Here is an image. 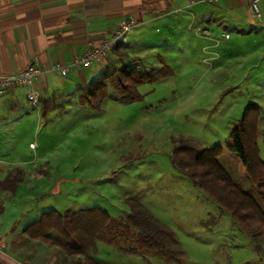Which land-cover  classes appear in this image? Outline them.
Instances as JSON below:
<instances>
[{"label": "rangeland", "instance_id": "374dc122", "mask_svg": "<svg viewBox=\"0 0 264 264\" xmlns=\"http://www.w3.org/2000/svg\"><path fill=\"white\" fill-rule=\"evenodd\" d=\"M244 22L245 33L217 25V39L210 41L187 26L132 28L128 38L139 43L129 54L141 60L142 69L165 73L142 83L137 101L107 97L97 109L70 93L57 98L49 113L15 109L9 125L17 129L8 125L2 131L0 156L23 161L25 178L14 200L30 209L23 220L52 208L97 206L112 216L111 229L93 251L104 262L264 264V238L253 240L239 229L175 161L182 137L200 147L231 143L249 103L260 105L257 144L264 160V33ZM109 92L117 94L113 86ZM185 158L192 161L193 153ZM219 162L264 209L236 155L226 152ZM14 202L7 201L4 222L10 221ZM147 214L167 231L138 226L136 219Z\"/></svg>", "mask_w": 264, "mask_h": 264}, {"label": "crops", "instance_id": "0c3cea01", "mask_svg": "<svg viewBox=\"0 0 264 264\" xmlns=\"http://www.w3.org/2000/svg\"><path fill=\"white\" fill-rule=\"evenodd\" d=\"M250 1L0 0V76L18 73L34 64L41 71L35 87L42 91L37 104L28 100V88L25 87L12 89L0 99V146L3 143L2 131L15 120L11 115L15 109L22 108L26 114L33 108L41 112L46 100L68 97L70 93L79 95L80 90L94 81L106 66L121 65L129 58L133 59L129 52L137 49L139 40L135 38L130 41L127 35L126 42L115 47L103 63L85 68L71 65L74 56L81 55L88 47L109 37L120 21L133 20V28L157 25L196 28L195 32L209 41L217 39L214 31L217 25L234 27L245 33V20L264 33V0L260 1L263 12L261 20L252 18ZM260 42L257 43L258 47L261 46ZM213 45L217 43L204 47ZM136 62L142 64L139 58ZM58 63L70 65L67 75L53 68ZM9 127L17 129L15 123ZM21 162L0 156V181L8 176L10 170L21 168ZM19 192V187L12 193L0 186V200L4 205L3 211H0V264H73V257L68 256L61 247L30 238L23 232L25 226L43 212L32 214L24 221L23 216L30 209L15 204ZM12 200V217L9 222H4L3 218L9 214L7 201ZM49 235L54 237L56 234L52 232ZM92 256L104 264H114L102 261L95 252Z\"/></svg>", "mask_w": 264, "mask_h": 264}, {"label": "trees", "instance_id": "16d2710c", "mask_svg": "<svg viewBox=\"0 0 264 264\" xmlns=\"http://www.w3.org/2000/svg\"><path fill=\"white\" fill-rule=\"evenodd\" d=\"M164 74L154 75L153 71L142 69L136 60L123 62L121 65H108L94 81L80 90L79 99L81 103L97 109L101 108L107 97L121 102H134L142 97L138 90L142 83L155 80L157 76ZM110 86L115 88L117 94H110ZM56 106V99L46 100L43 102L42 111L49 113ZM259 118L260 105L249 103L242 118L233 127L231 143L200 147L192 139L182 137L177 141L178 156L175 158L193 185L230 214L238 228L247 232L253 240L257 237L264 238V209L256 198L233 180L220 164L219 158L226 152H233L244 173L260 191L264 200V160L257 144ZM191 152L193 160L186 161L185 154ZM24 178V169L16 167L0 181V186L14 193ZM3 209L4 205L0 200V211ZM146 216L145 220L136 219L138 226L160 224L152 214ZM111 222L112 216L108 211L97 206L65 211L52 209L43 212L26 225L23 232L30 238L61 247L68 256L73 257V264H103L97 261L92 253L96 248V240L111 229ZM158 227L159 229L156 228L153 232L161 233L167 228L163 225ZM52 232L56 234L54 237L49 235ZM256 248L259 249L260 246L256 245Z\"/></svg>", "mask_w": 264, "mask_h": 264}, {"label": "built area", "instance_id": "2783aa9c", "mask_svg": "<svg viewBox=\"0 0 264 264\" xmlns=\"http://www.w3.org/2000/svg\"><path fill=\"white\" fill-rule=\"evenodd\" d=\"M217 3L219 0H207ZM261 0H251L249 4L250 14L253 19L261 20L263 12L260 6ZM135 26L133 20H122L119 25L112 31L111 35L104 38L99 44L88 47L81 55L74 56L71 65L77 68L91 67L94 64L103 63L109 53L119 44L126 42L127 35ZM229 38V34L224 35ZM53 68L62 75H67L70 65L55 64ZM41 74L40 68L34 64L28 65L18 73L0 76V99L10 90L25 87L27 98L32 104H37L42 96V91L35 87V83ZM34 147V144H31ZM17 264H24L18 262Z\"/></svg>", "mask_w": 264, "mask_h": 264}]
</instances>
